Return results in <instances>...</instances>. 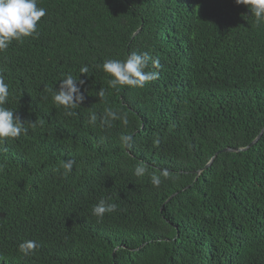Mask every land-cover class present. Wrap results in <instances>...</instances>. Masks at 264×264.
<instances>
[{
  "label": "trees",
  "instance_id": "trees-1",
  "mask_svg": "<svg viewBox=\"0 0 264 264\" xmlns=\"http://www.w3.org/2000/svg\"><path fill=\"white\" fill-rule=\"evenodd\" d=\"M38 6L47 9L39 36L0 53L5 106L26 127L37 122L0 143V264H264V132L203 169L264 129V24L234 0ZM131 52L158 58L159 78L112 89L100 66ZM66 73L84 81L71 115L52 100ZM106 107L128 124L101 127ZM101 198L117 209L98 219ZM26 239L39 244L30 256L18 250Z\"/></svg>",
  "mask_w": 264,
  "mask_h": 264
},
{
  "label": "clouds",
  "instance_id": "clouds-1",
  "mask_svg": "<svg viewBox=\"0 0 264 264\" xmlns=\"http://www.w3.org/2000/svg\"><path fill=\"white\" fill-rule=\"evenodd\" d=\"M234 2L237 5H245L250 9L257 27L264 24V0H234ZM46 14L47 9L38 6V0H0V53L5 52L13 41L23 43L25 38H37L39 36L38 23ZM149 65H151V68H149ZM100 67L110 77L109 87L117 89L124 86L144 88L147 84L159 78V72L155 69H159L161 65L159 59H154L149 52H131L123 60L106 59ZM88 72L87 65L79 69V74ZM59 81V88L54 91L52 100L56 106L63 107L67 115H71L72 110L76 109L85 99L80 87L84 81L79 80L72 73L62 74ZM97 96L103 99L105 90L100 88L97 91ZM9 97V84L0 75V143L26 135L29 127L32 129L37 127L35 121L29 122L26 127L25 121H22L18 115H14L13 109L5 106L9 101ZM97 119V113L91 112L87 122L95 127ZM116 120L121 121L125 126L128 124L125 114L114 110L112 107H106L100 117V126L111 127L112 122ZM39 123L42 124L43 122L39 121ZM120 141L122 144L130 146L132 136L123 134ZM158 142L157 140L156 143ZM74 164L73 159L62 161V175L65 178L72 172ZM145 172L146 168L143 165H138L134 170L137 177L144 176ZM161 176L167 178L169 172L162 170L160 175L152 174L151 183L154 187L158 188L160 186ZM116 209V203L101 198L91 211L93 216L103 219L105 214L113 213ZM38 247L39 244L35 239H26L19 244L18 250L24 256H30Z\"/></svg>",
  "mask_w": 264,
  "mask_h": 264
},
{
  "label": "water",
  "instance_id": "water-1",
  "mask_svg": "<svg viewBox=\"0 0 264 264\" xmlns=\"http://www.w3.org/2000/svg\"><path fill=\"white\" fill-rule=\"evenodd\" d=\"M264 132V129L259 133V135L249 144V145H247V146H245V147H230V146H228V147H225V148H223L222 150H220V151H218V152H216V154H214V156L211 158V160L207 163V165H205V167L203 168V169H205V168H207L209 165H211V163L213 162V160L216 158V156H217V154H219L220 152H222V151H228V150H233V151H239V150H246V149H248L251 145H253L255 142H257L258 141V139L260 138V136L262 135V133ZM202 171V169H200V170H198V173H200Z\"/></svg>",
  "mask_w": 264,
  "mask_h": 264
}]
</instances>
